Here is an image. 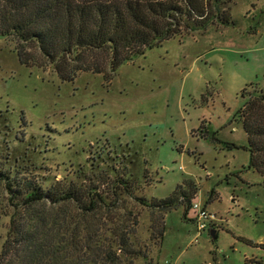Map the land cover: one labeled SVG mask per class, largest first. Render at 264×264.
I'll return each mask as SVG.
<instances>
[{"label": "rangeland", "instance_id": "1", "mask_svg": "<svg viewBox=\"0 0 264 264\" xmlns=\"http://www.w3.org/2000/svg\"><path fill=\"white\" fill-rule=\"evenodd\" d=\"M225 2L229 20L220 16L164 41L110 81L93 72L63 81L36 45L27 48L35 62L28 66L16 42L0 38V174L9 175L0 178V257L22 204L10 189L64 181L95 187L118 211L137 213V239L156 264L264 259L255 247L264 243V176L249 168L239 116L244 90H264V0ZM108 57L104 50L89 53L102 64ZM118 180L149 204L191 193L193 205L212 215L210 227L199 230L194 208L153 211ZM159 214L161 244L152 239Z\"/></svg>", "mask_w": 264, "mask_h": 264}, {"label": "trees", "instance_id": "2", "mask_svg": "<svg viewBox=\"0 0 264 264\" xmlns=\"http://www.w3.org/2000/svg\"><path fill=\"white\" fill-rule=\"evenodd\" d=\"M226 4L225 0H0V38L16 42L19 60L28 66L35 62L27 48L36 45L63 81H74L82 72L105 73L110 81L123 64L164 41L206 28L220 16L226 22L229 8L222 6ZM94 49L107 51L109 61L90 60ZM243 96L248 99L239 116L249 143V168L264 176V90L245 89ZM2 177L6 180L9 175L2 172ZM118 182L131 198L153 211L166 213L176 205L193 208L191 193L177 191L168 200L149 204L135 197L126 182ZM10 191L22 204L12 215L0 264H137L138 260L156 264L149 245L137 239L138 214L118 211L97 188L58 181L48 189L27 181ZM154 219L152 239L161 244L164 214ZM255 247L264 251V243ZM248 263L264 264V259Z\"/></svg>", "mask_w": 264, "mask_h": 264}, {"label": "built area", "instance_id": "3", "mask_svg": "<svg viewBox=\"0 0 264 264\" xmlns=\"http://www.w3.org/2000/svg\"><path fill=\"white\" fill-rule=\"evenodd\" d=\"M193 208L198 211V216H197V223H198V228L200 231H205L210 227V221L213 220V217L210 213H208L206 207H202L200 204H194Z\"/></svg>", "mask_w": 264, "mask_h": 264}, {"label": "water", "instance_id": "4", "mask_svg": "<svg viewBox=\"0 0 264 264\" xmlns=\"http://www.w3.org/2000/svg\"><path fill=\"white\" fill-rule=\"evenodd\" d=\"M212 235H213V238H216V234L215 233H212Z\"/></svg>", "mask_w": 264, "mask_h": 264}]
</instances>
